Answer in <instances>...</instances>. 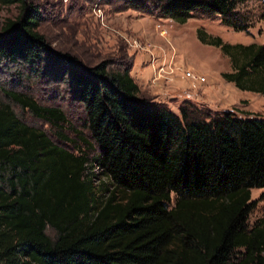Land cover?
Masks as SVG:
<instances>
[{"label":"trees","instance_id":"obj_1","mask_svg":"<svg viewBox=\"0 0 264 264\" xmlns=\"http://www.w3.org/2000/svg\"><path fill=\"white\" fill-rule=\"evenodd\" d=\"M117 1L180 23L249 26L236 8L244 0ZM11 3L20 12L0 24V62L65 81L90 140L73 127L74 137L61 133L62 108L0 87L72 144L53 142L0 100V264H264V215L246 221L250 189L264 187V118L187 99L174 112L137 94L131 59L85 66L47 46L36 5L0 0ZM196 36L227 56L222 78L264 98V43H230L201 27Z\"/></svg>","mask_w":264,"mask_h":264},{"label":"rangeland","instance_id":"obj_2","mask_svg":"<svg viewBox=\"0 0 264 264\" xmlns=\"http://www.w3.org/2000/svg\"><path fill=\"white\" fill-rule=\"evenodd\" d=\"M27 1L37 6V29L52 50L75 56L85 66L104 59L111 64L131 59L129 73L140 96L164 103L174 112L178 111L180 101L187 99L214 111L232 110L241 116L249 112L264 118L262 95L238 89L222 78L220 73L231 69L227 56L217 46L201 42L196 36V29L201 27L207 34L218 35L230 43H264V19L259 16L263 0L237 4L236 8L249 20L246 30H234L218 18L188 17L180 23L131 8L118 10L117 0ZM19 12L17 3L0 4V24ZM33 66L37 67L0 62V87L27 93L40 104L62 108L69 125L62 124L61 133L74 137L73 127L90 140L82 107L72 96L71 87L59 76L37 72ZM38 67L42 69V64ZM0 100L7 101L22 121L42 129L53 142L71 148V142L59 137L58 128L35 117L1 92ZM250 199L254 200V206L247 215L248 225L264 215V187H252ZM47 232L51 234L52 229Z\"/></svg>","mask_w":264,"mask_h":264}]
</instances>
